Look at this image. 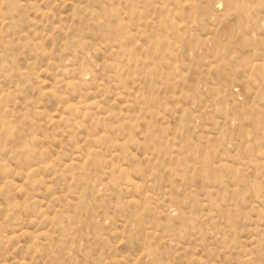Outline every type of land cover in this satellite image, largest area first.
Returning <instances> with one entry per match:
<instances>
[{
  "label": "rangeland",
  "instance_id": "374dc122",
  "mask_svg": "<svg viewBox=\"0 0 264 264\" xmlns=\"http://www.w3.org/2000/svg\"><path fill=\"white\" fill-rule=\"evenodd\" d=\"M0 10V264H264V0Z\"/></svg>",
  "mask_w": 264,
  "mask_h": 264
},
{
  "label": "bare ground",
  "instance_id": "6f19581e",
  "mask_svg": "<svg viewBox=\"0 0 264 264\" xmlns=\"http://www.w3.org/2000/svg\"><path fill=\"white\" fill-rule=\"evenodd\" d=\"M76 4V3H75ZM69 5H71L70 7H73V6H75V5H73L72 6V4H69ZM69 5H67V6H69ZM81 7V6H80ZM74 8V7H73ZM76 8H78V7H76ZM39 9V8H38ZM75 9V8H74ZM78 9H80V8H78ZM81 10V9H80ZM84 10V9H83ZM1 11V10H0ZM39 12V11H38ZM42 12V11H41ZM40 13V12H39ZM44 13V12H43ZM93 13V12H92ZM42 14V13H41ZM45 15V14H44ZM46 16V15H45ZM44 17V16H43ZM82 21V20H81ZM83 22V21H82ZM123 22V21H122ZM126 24H128V23H126ZM124 26V25H123ZM127 26V25H126ZM126 26H125V28H126ZM124 28V27H123ZM128 34H129V32H128ZM131 34H129V36H130ZM75 84V83H74ZM68 85V84H67ZM76 85V84H75ZM47 93H49L48 91H47ZM75 108V107H74ZM71 110H74V109H71ZM74 112H75V110H74ZM72 164V163H71ZM76 164V163H75ZM228 165V164H227ZM226 165V166H227ZM52 166V165H51ZM224 166H225V164H224ZM229 167V166H228ZM226 168V167H225ZM226 169H228V168H226ZM225 169V170H226ZM114 180V179H113ZM112 184V183H111ZM136 185V184H135ZM131 190V189H130ZM135 190V189H134ZM133 201H135V200H133ZM132 201V202H133ZM174 212H176V210L174 211ZM176 213H178V212H176ZM181 214V213H180ZM24 235H25V233H24Z\"/></svg>",
  "mask_w": 264,
  "mask_h": 264
}]
</instances>
